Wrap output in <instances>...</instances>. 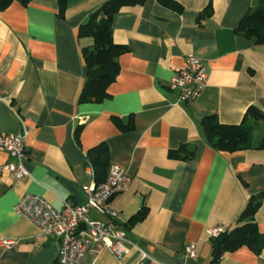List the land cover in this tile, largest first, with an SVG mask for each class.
I'll return each instance as SVG.
<instances>
[{"label":"crops","instance_id":"crops-1","mask_svg":"<svg viewBox=\"0 0 264 264\" xmlns=\"http://www.w3.org/2000/svg\"><path fill=\"white\" fill-rule=\"evenodd\" d=\"M104 1L68 0L65 18L58 0L15 1L0 11V133L27 128L30 170L25 179L0 174V264H59L58 238L37 240L38 226L15 204L26 193L56 209L84 202L83 185L96 182L87 153L104 141L110 165L123 167L132 184L113 199L120 225L145 213L127 228L140 250L122 258L108 250L87 253L79 264H210L207 231H232L248 199L264 195V150L217 153L199 126L209 115L240 125L248 108L264 113V45L236 35L261 0H171L183 6L180 13L148 0L117 12L114 40L129 48L119 57L112 96L80 103L87 81L82 48L93 38H79V26ZM209 5L211 16L202 18ZM190 55L204 63L208 84L192 103H178L168 85ZM113 116L125 123L131 116L133 129L124 133ZM183 144L196 147L192 162L167 157ZM10 160L0 148V164ZM262 204L255 217L264 234V197ZM186 244L198 246L196 261L182 254ZM223 257L218 264H264V248L260 256L242 247Z\"/></svg>","mask_w":264,"mask_h":264},{"label":"trees","instance_id":"trees-1","mask_svg":"<svg viewBox=\"0 0 264 264\" xmlns=\"http://www.w3.org/2000/svg\"><path fill=\"white\" fill-rule=\"evenodd\" d=\"M18 1L24 5L33 0H0V11L9 7L13 2ZM148 0H106L97 9L92 11L88 18L79 26V38L91 37L93 43L82 48V54L87 66V81L83 86L80 95V103H99L112 96L111 86L117 80L119 74V57L125 55L128 46L118 44L113 35L114 15L125 8H137ZM159 5L170 8L171 11L180 13L183 9L181 4L171 0H157ZM58 14L65 18L68 0H58ZM208 8L201 13L210 15ZM211 16V15H210ZM236 35L243 36L255 45H264V0L247 11L240 20ZM115 124L128 133L133 129L134 120L129 116L128 121L121 120L119 116H113ZM264 113L257 107L247 109L244 121L239 124L226 125L219 117L209 115L199 124L205 142L209 143L212 149L219 153L232 154L234 152H244L246 150H264V134L256 140V133L264 130ZM83 129L79 125L76 137ZM195 146L183 144L179 149L169 150L167 157L179 162H192L195 158ZM88 162L93 166L96 183H102L107 179L110 168V150L107 142H101L88 150ZM263 193L252 196L247 201V206L239 215L238 225L230 232H224L219 237L211 238V263L218 264L223 260V256L229 252H235L242 247L251 250L260 256L264 248V234L259 232L256 221V214L263 206ZM144 212L136 214L129 224L133 227L138 221H142Z\"/></svg>","mask_w":264,"mask_h":264},{"label":"built area","instance_id":"built-area-1","mask_svg":"<svg viewBox=\"0 0 264 264\" xmlns=\"http://www.w3.org/2000/svg\"><path fill=\"white\" fill-rule=\"evenodd\" d=\"M170 81L168 87L178 94L177 102L192 103L208 84L204 63L190 55L185 60V66L173 73ZM27 134V128L13 134L0 133V148L11 158L0 164V174H12L18 179L30 177V170L26 165L29 158ZM131 186L127 171L117 164H111L104 182L83 185L86 200L82 203L65 202L62 209H56L43 196L26 193L15 204V211L38 226L37 240L50 235L58 238L59 264H79L87 253L99 254L104 250L122 258L134 248L140 250L129 242L127 228L120 225L121 212L113 206L114 197L128 192ZM94 212L104 218L95 217ZM222 233L223 229L212 227L207 231V238L210 240ZM13 245L12 241L3 242L6 248ZM184 246L182 254L196 261L198 246ZM141 256L146 258L142 251Z\"/></svg>","mask_w":264,"mask_h":264},{"label":"rangeland","instance_id":"rangeland-1","mask_svg":"<svg viewBox=\"0 0 264 264\" xmlns=\"http://www.w3.org/2000/svg\"><path fill=\"white\" fill-rule=\"evenodd\" d=\"M261 134H264V130L261 131Z\"/></svg>","mask_w":264,"mask_h":264}]
</instances>
